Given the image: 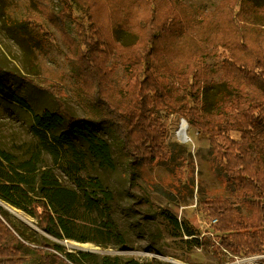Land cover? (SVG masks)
<instances>
[{"label": "trees", "instance_id": "obj_1", "mask_svg": "<svg viewBox=\"0 0 264 264\" xmlns=\"http://www.w3.org/2000/svg\"><path fill=\"white\" fill-rule=\"evenodd\" d=\"M61 1L64 7L56 16L63 26L64 19L75 18L67 0ZM76 1L88 21L87 28L75 22L80 45L77 100L85 115L70 113L62 101L63 88L46 82L44 87L57 95L60 108L34 113V132L45 131L47 137L50 126L67 123L53 137L54 145L69 143L72 135H78L88 142L101 165L113 167L112 145L98 136L93 125L99 126L113 135L120 158L154 166L169 157L165 118L184 117L210 141L212 161L221 167L223 180L233 191L232 199L215 196L201 202L210 221L217 220L211 225L215 246L239 257L264 254V5L222 0L215 10H201L195 16L178 0ZM123 30L136 37L134 43L119 41ZM69 43L74 45L71 39ZM210 59L221 61L219 75L227 90L214 110L206 111L203 89L215 76ZM119 66L124 68L125 87L113 88L109 76ZM0 95L31 109L16 87L1 79ZM15 166L36 169L31 161L16 163L0 147V198L25 207L40 229L61 237L56 226L58 222L64 225V215L72 210L78 192L45 170L38 191L28 194L23 185L33 190L35 181ZM75 183L88 205L101 207L106 226L123 242L112 216V192L98 177L77 178ZM237 202L245 204L252 215L245 216ZM16 220L0 204V264H78L59 243L43 240L34 248V237ZM102 260L113 264L105 256Z\"/></svg>", "mask_w": 264, "mask_h": 264}, {"label": "rangeland", "instance_id": "obj_2", "mask_svg": "<svg viewBox=\"0 0 264 264\" xmlns=\"http://www.w3.org/2000/svg\"><path fill=\"white\" fill-rule=\"evenodd\" d=\"M178 1L195 16L201 10H215L222 2ZM251 1L264 5V0ZM67 3L75 20L64 19L61 26L56 16H60L64 7L61 0H0V79L13 84L31 106V109L24 108L0 95V147L16 163L31 161L36 166L34 171L15 166L35 181L33 190L23 185L28 194L38 191L45 170L54 174L61 185L79 194L72 210L64 215V225L58 222L56 226L61 237L40 229L36 217L25 207L0 198L1 204H9L17 211L19 215L10 213L18 224L28 228L36 241L33 247L43 240L59 243L65 252L77 258L78 264H105L103 256L113 264H264V254L238 258L215 246L217 237L201 202L215 196L232 199V187L223 180L221 167L212 161L210 141L198 129L193 127L194 143H183L176 138L181 116L172 114L165 118L169 129L166 140L169 157L154 166L133 164L120 158L113 135L99 126L93 125L98 136L112 145L113 167L101 165L91 154L88 142L78 135H72L69 143L54 145L53 137L60 135L67 123L50 126L47 137L45 131L41 135L34 132V113L60 108L57 95L44 87L46 82L63 88L62 101L70 113L78 117L85 115L77 100L80 76L76 65L80 45L75 22H82L87 28L88 21L76 0H67ZM118 37L123 45L136 40L124 30L119 31ZM208 62L214 67L215 76L204 87L202 98L205 110L213 111L227 88L219 75L221 61L210 59ZM109 83L113 88L125 87L122 66L109 76ZM93 177H98L112 192V216L123 242L106 226L101 207L88 205L75 183L77 178ZM18 200L24 203L23 198ZM235 205L245 216L252 215L245 204ZM71 243H91L100 250L81 249ZM83 252L90 256H83Z\"/></svg>", "mask_w": 264, "mask_h": 264}, {"label": "bare ground", "instance_id": "obj_3", "mask_svg": "<svg viewBox=\"0 0 264 264\" xmlns=\"http://www.w3.org/2000/svg\"><path fill=\"white\" fill-rule=\"evenodd\" d=\"M193 132H194V129L189 124L188 120L181 118L179 128L175 132L176 138L183 143H188V142L194 143L195 135ZM19 213L21 214V212ZM71 245L77 248H81V249L96 250V251L100 250V248L96 247L95 245L91 243H85V244L71 243Z\"/></svg>", "mask_w": 264, "mask_h": 264}, {"label": "water", "instance_id": "obj_4", "mask_svg": "<svg viewBox=\"0 0 264 264\" xmlns=\"http://www.w3.org/2000/svg\"><path fill=\"white\" fill-rule=\"evenodd\" d=\"M183 119H185L184 117H182ZM186 120V119H185ZM1 204V203H0ZM2 206H4L6 209H8L9 211H11V212H13L14 214H16V215H19L18 213H17V211L13 208V207H11L9 204H1ZM93 251V250H92Z\"/></svg>", "mask_w": 264, "mask_h": 264}, {"label": "built area", "instance_id": "obj_5", "mask_svg": "<svg viewBox=\"0 0 264 264\" xmlns=\"http://www.w3.org/2000/svg\"><path fill=\"white\" fill-rule=\"evenodd\" d=\"M216 221H217L216 219L212 220V221H211V225H212L214 222H216ZM224 250L228 251L227 249H224ZM228 252H229V251H228ZM252 256H254V255H252ZM252 256H248V257H252ZM238 258H242V257H239V256H238Z\"/></svg>", "mask_w": 264, "mask_h": 264}]
</instances>
